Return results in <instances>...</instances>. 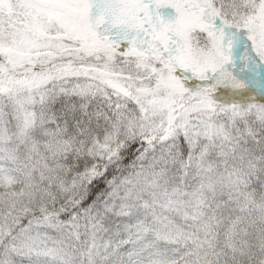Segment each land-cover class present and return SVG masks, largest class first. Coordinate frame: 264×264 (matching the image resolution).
<instances>
[{"label":"snow or ice","instance_id":"6c2138e0","mask_svg":"<svg viewBox=\"0 0 264 264\" xmlns=\"http://www.w3.org/2000/svg\"><path fill=\"white\" fill-rule=\"evenodd\" d=\"M0 264H264V0H0Z\"/></svg>","mask_w":264,"mask_h":264}]
</instances>
